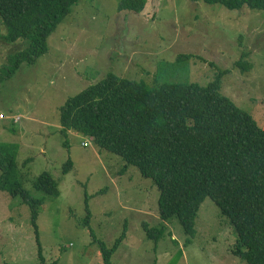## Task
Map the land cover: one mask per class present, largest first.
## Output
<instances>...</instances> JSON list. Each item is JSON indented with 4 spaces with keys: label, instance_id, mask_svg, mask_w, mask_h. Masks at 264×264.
Returning a JSON list of instances; mask_svg holds the SVG:
<instances>
[{
    "label": "rangeland",
    "instance_id": "rangeland-1",
    "mask_svg": "<svg viewBox=\"0 0 264 264\" xmlns=\"http://www.w3.org/2000/svg\"><path fill=\"white\" fill-rule=\"evenodd\" d=\"M119 3L80 1L46 55L0 80V148L18 150L11 180L45 199L38 243L31 206L0 190V264H104L100 244L111 249L121 238L112 264H171L181 250L176 264H248L232 254L237 234L213 198L202 204L188 245L192 236L179 218H160L153 180L82 135L64 137L60 114L67 100L110 73L151 87L207 86L221 77L222 92L264 130V11L147 0L141 13H119ZM6 32L0 17V36ZM24 44L0 40V69ZM68 160L73 167L64 173ZM43 172L57 181L59 196L35 188Z\"/></svg>",
    "mask_w": 264,
    "mask_h": 264
},
{
    "label": "trees",
    "instance_id": "trees-1",
    "mask_svg": "<svg viewBox=\"0 0 264 264\" xmlns=\"http://www.w3.org/2000/svg\"><path fill=\"white\" fill-rule=\"evenodd\" d=\"M80 1L0 0V17L7 31L0 40L25 41L23 50L9 55L8 67L0 69V80L12 78L23 64L34 65L46 55L50 37ZM191 1L221 4L229 10L264 11V0ZM146 6L147 0H120L119 13H141ZM60 123L64 137L69 132L82 135L151 178L160 190V218H179L192 236L188 245L197 233L201 206L211 197L237 234L232 254L248 264H264V130L222 92L221 77L207 86L158 81L151 87L110 73L67 100ZM17 155L16 146L0 148L4 172L0 190L20 196L31 206L39 243L37 219L45 199L11 180ZM72 167L68 160L63 172ZM35 188L44 195L60 194L48 172L41 173ZM154 232H148L149 238L158 240L160 232ZM122 239L111 249L100 244L104 264H112ZM183 256L181 250L171 264Z\"/></svg>",
    "mask_w": 264,
    "mask_h": 264
},
{
    "label": "built area",
    "instance_id": "built-area-1",
    "mask_svg": "<svg viewBox=\"0 0 264 264\" xmlns=\"http://www.w3.org/2000/svg\"><path fill=\"white\" fill-rule=\"evenodd\" d=\"M0 121H1V117H0Z\"/></svg>",
    "mask_w": 264,
    "mask_h": 264
}]
</instances>
